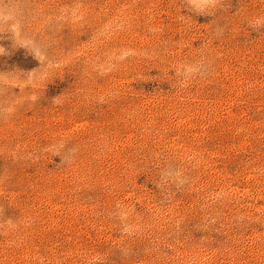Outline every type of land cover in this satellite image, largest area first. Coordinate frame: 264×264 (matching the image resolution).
<instances>
[{"label":"rangeland","instance_id":"1","mask_svg":"<svg viewBox=\"0 0 264 264\" xmlns=\"http://www.w3.org/2000/svg\"><path fill=\"white\" fill-rule=\"evenodd\" d=\"M0 264H264V0H0Z\"/></svg>","mask_w":264,"mask_h":264}]
</instances>
